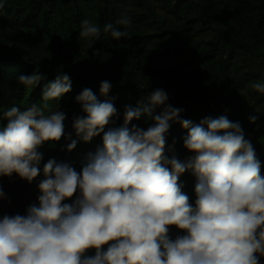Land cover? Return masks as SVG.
<instances>
[{
  "label": "clouds",
  "instance_id": "obj_1",
  "mask_svg": "<svg viewBox=\"0 0 264 264\" xmlns=\"http://www.w3.org/2000/svg\"><path fill=\"white\" fill-rule=\"evenodd\" d=\"M130 23L122 15L103 31L120 40L129 36ZM81 26V37H99L101 28L89 19ZM40 80L38 73L19 78L28 88ZM71 87L68 75L57 76L44 85L41 104L23 112L16 106L4 111L8 123L0 131V176L16 173L30 183L40 174L43 154L38 149L64 135L65 114L48 102ZM251 87L264 93V82ZM110 88L109 81L101 82L100 94ZM75 99L86 114L73 122L76 135L89 142L103 132L102 147L88 154L80 172L55 159L43 165L38 206L29 205L26 215L0 219V264H259L257 254L264 256V176L239 122L223 115L195 125L180 120L183 110L166 105V92L156 89L146 103L125 109L122 126L104 131L116 113L113 103L99 101L91 89ZM142 115L154 124L146 130L129 128ZM170 121L188 130L184 147L195 155L186 161L164 155ZM76 143L72 140L67 151ZM186 171L196 179L194 207L178 183ZM77 192L71 203H64ZM170 226L184 234L171 239ZM90 250L95 254L87 255Z\"/></svg>",
  "mask_w": 264,
  "mask_h": 264
},
{
  "label": "trees",
  "instance_id": "obj_2",
  "mask_svg": "<svg viewBox=\"0 0 264 264\" xmlns=\"http://www.w3.org/2000/svg\"><path fill=\"white\" fill-rule=\"evenodd\" d=\"M0 4V131L8 123L4 111L16 106L23 112L41 104L44 85L57 76L68 75L72 85L59 100L48 102L53 111L65 114L64 135L38 149L43 154L40 174L30 183L16 173L0 176L5 193L0 219L26 215L29 205L38 206V185L49 159L69 163L80 172L88 154L102 147L103 132L84 142L73 128L76 117L86 116L75 99L84 89L116 109L104 131L122 126L125 109L146 103L156 89L166 92V105L183 110L180 120L195 125L223 115L239 122L264 176V93L251 87L264 82V0H0ZM122 15L131 20L129 36L115 40L103 26ZM84 19L101 28L99 37L80 36ZM34 73L41 75L38 85L28 88L20 83L21 76ZM103 81L111 84L107 95L100 94ZM163 107H156L153 116ZM252 115L258 117L255 122L249 120ZM153 124L152 117L142 115L128 126L146 130ZM169 124L164 155L186 161L195 155L184 147L188 130L178 121ZM72 140L76 147L67 151ZM178 183L194 207L196 179L191 171L181 174ZM182 234L169 227L171 239ZM257 255L264 264V256Z\"/></svg>",
  "mask_w": 264,
  "mask_h": 264
}]
</instances>
